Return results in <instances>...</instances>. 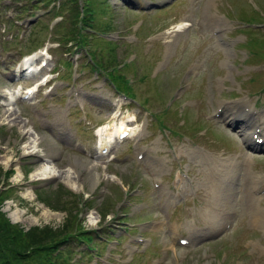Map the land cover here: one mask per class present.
<instances>
[{
  "label": "rangeland",
  "instance_id": "rangeland-1",
  "mask_svg": "<svg viewBox=\"0 0 264 264\" xmlns=\"http://www.w3.org/2000/svg\"><path fill=\"white\" fill-rule=\"evenodd\" d=\"M19 1L11 0L8 5V0H0V28L4 23L10 24L7 30H0V175L3 176L4 170L13 166L11 173L4 179L6 183H9L11 189L5 192V199L0 207L6 216L12 222L20 224L24 229L34 225L59 227L73 213L77 215L79 211H82L81 217L77 219L87 229L102 224L104 219L110 221V225L106 228L105 225L99 227L101 233L102 229L116 228L117 218L121 211L128 210L131 216L127 219L130 221H141L149 217H158L162 220L164 215H168L170 221L175 224L174 233L182 235L188 234L190 226L203 229L207 227L209 216L205 210H209L208 206L211 205L208 203L205 210L204 206H206L208 198H213V194L210 191V196L209 188L203 186L202 182L195 183L197 186L196 193L184 192L185 200L179 202V198L174 197L176 206H173V203L164 205L166 194L163 190L157 192V188H154L151 182L153 178L163 179V175L151 177L152 172L161 174L159 171L161 167L157 169V166L154 167L155 165L151 163L147 165L135 163L134 152H131L129 142L122 141L113 145V151L119 156L118 162L109 161L106 156L96 155L92 126L107 117L112 108L111 98L106 100L91 99V101L85 102L86 111L84 113L89 116L86 124L75 119L81 113L77 110L78 108H75V111L71 109V115H68V126L71 128L72 134L76 135L83 145L90 148L89 155H83L75 149L68 148L66 141L60 143L58 133L51 134L45 131L44 125H50V120L38 122L37 115L30 111L28 103L19 100L13 103L9 100L12 96V89L19 83L15 82L13 77L12 64L18 62L23 53L39 49L44 40L47 41L48 39L50 42L57 40L60 42L54 48L56 43L51 42V58L47 63L48 68L51 67L60 71V75L51 83L54 88L59 90L52 94L53 97L45 96L44 90L35 94L36 105L39 110H45L44 113L51 112L53 110L48 107L52 104L55 106L53 113L56 115L57 110L65 109L66 105L63 106L65 96L62 91L67 89L70 95L66 102L72 101L70 89L75 84H80L92 97L98 95L100 89L112 93V98L115 95L112 92L110 82L100 74L96 77L92 68L80 71V65L85 66L83 57H78L70 65V70L73 72L76 63L78 64L76 81L66 76L69 71H67L68 67L64 65V61L72 56V53L67 51L71 42L65 40V34L68 33L66 30L74 29V26L80 25V22L72 24L68 12L59 11L56 14L53 9L43 15L38 22L34 21L27 26L20 24L22 28L15 27L12 19H10L11 16L8 15L9 13L15 18L24 20L39 8H50L47 0H38L36 3L21 0L25 3V8H17L16 5H20ZM108 1L112 3L113 7L109 4L106 6V2H103L102 5H96L95 11H92L95 18L91 26L99 30H109L110 35L113 36L109 38H113L114 42L106 44L103 42L105 39L102 40L98 37L93 39L96 42L92 46L93 48H99V46L105 48V52H99L96 57L100 58L101 56L110 63H117L122 58H126L131 51L137 52V57L125 65L124 69L127 75L134 78L130 91L136 94L138 99L144 101L151 110L157 111L156 109L165 107L167 99L180 82L183 68L197 53L199 57L191 64L198 67L201 66L202 62L204 63L200 67L199 74L192 77L190 88L163 113L162 118L167 124L190 137L191 140L210 149H224L232 156L231 159L237 157L238 159H234L241 161L242 148L239 138L215 121L206 120L205 114L211 112L223 97L233 95L245 96L249 101L259 100L264 103L262 87V83H264V56L261 57L264 54V29H255L253 32L254 35L260 37L259 40L262 43V47L257 48L259 50L252 47L256 53L255 59L252 60V57H249V61H244L247 55H243L241 52H245V50L243 46L234 44V39L237 37L243 39L245 36L243 34L234 36L235 38H231L226 45L217 44L214 38L210 36L206 26L202 27L200 12L204 10L209 20L217 21V27L222 28L229 24L231 28L239 22L233 16L241 18L239 14L242 12L249 13L255 9L260 16V10L264 11V0H174L164 8L152 9L149 12L131 9L133 6L129 1L141 3L144 0ZM57 3L55 2V4ZM188 12L194 17V24L179 37L182 38L181 43L175 56L170 58L171 64L165 70H160L161 72L156 70L154 67L166 49L169 48L167 51L173 54L176 46L171 48L173 39L171 40L169 35L162 33L168 31L171 25L180 21ZM58 15L61 19L55 22L56 17L53 16ZM138 17H143L144 21L137 30V39L131 38L128 41L126 36L131 35L133 31V25L130 24ZM258 21L263 22L260 18ZM51 23L53 26L50 30L48 26ZM158 33H161L162 36L153 37ZM117 34L120 35L117 36ZM110 47L113 50L109 49ZM106 51H109V55ZM259 51L262 52L258 53ZM73 53L76 54V52ZM134 56L133 52L129 58ZM240 70L244 71L239 72ZM247 75L252 76L251 80H245ZM228 86L232 87L228 89ZM188 100H194V104L185 106L182 111L180 109L176 111V109L181 108V101L186 102ZM41 101L47 105H40L39 102ZM10 112L14 114V118L7 116ZM180 113L183 114L179 115ZM58 115L61 117L59 112ZM141 118H145L146 122L150 120V116L144 117L142 112L136 115V119ZM183 120L184 124L181 123ZM141 123L143 125V122ZM141 123L137 124L141 125ZM202 126L206 129L207 135ZM151 128L154 133L158 132L157 126L152 124ZM49 131L51 132V129ZM35 136L42 137L40 147L33 152H28L30 147H34ZM46 154L53 155V157ZM154 154H156V150H154ZM122 155L126 159H123ZM73 158L84 163L80 167V176L84 185L81 191L83 197L87 196L90 201L77 203L74 193L81 191L71 189L62 180L65 175L63 171L67 168L69 160ZM7 159L8 162H6ZM91 163L95 164L99 171L98 181L94 185L86 180ZM54 164L55 174L37 177V171H40L43 165L49 167V165ZM252 166L264 173V156H254ZM70 169L72 172L73 169L71 167ZM198 170V168L190 169L191 172H198ZM206 173L207 177L208 171ZM109 176L114 178H109ZM42 187L44 188L41 189ZM124 193L127 194V197L121 202V196ZM161 204L164 207H161ZM230 204L233 205V208L237 207L236 213L229 214L232 215L230 219L232 226L221 234L216 241L204 240L192 246H181L172 237L171 232L167 230V225H160L158 230L152 234L146 252L133 255L131 264H150L154 259L158 260L159 264H264V198L259 205V209L262 210L257 212L256 215L259 216L257 219H254L255 215L252 214V211L242 212L243 210L240 205H237V201L230 203L222 200V206L218 207L223 209L225 206L230 209ZM117 206L119 210L113 217L114 212L112 211ZM158 207L160 211H158ZM184 215L185 220L182 221ZM222 216L219 215L214 218L211 215L210 218L214 219L212 224H218ZM181 227H185L187 232H180ZM109 232L112 233V231ZM212 233L214 232H208L205 236L208 237ZM147 234L149 235V233ZM96 239L95 243L98 242L100 249L104 251V244L100 242L101 236ZM247 244L250 245L245 248ZM81 247H83V243L73 241L67 245L63 252L68 254L70 251H76V257H79L78 249ZM127 251L129 252V248ZM82 252L84 253V251ZM154 256L159 257L155 258ZM78 261V264H94L96 257L86 259L84 255ZM99 264L111 263L99 261Z\"/></svg>",
  "mask_w": 264,
  "mask_h": 264
},
{
  "label": "trees",
  "instance_id": "trees-1",
  "mask_svg": "<svg viewBox=\"0 0 264 264\" xmlns=\"http://www.w3.org/2000/svg\"><path fill=\"white\" fill-rule=\"evenodd\" d=\"M28 1L36 3L38 0ZM47 1L49 2L50 0ZM66 1L73 4L68 6L66 3H62L63 8L69 10V17L72 20V24L82 21L83 25H76L74 29L67 30L68 33L65 34V40L76 41L82 44L87 40L84 33L81 32V28L88 23L91 24L88 21V17H90L89 15H93V6L89 5V1L86 0L87 4L83 3L81 10L76 0ZM16 7H23L24 9L25 3L22 1L21 5H16ZM253 14L259 16L254 10ZM244 15L249 19L254 17H250L251 14L248 13ZM258 41L259 39L254 40L253 44L259 46ZM130 90V87L127 85V92L131 94ZM8 174L9 171H6L3 176L0 175V184L2 186L6 185L4 179H6ZM1 185L0 207L6 192V189L1 187ZM74 195L76 202L79 203L80 197L76 193ZM77 218L76 213H73L59 227L34 225L33 227L30 226L24 229L20 224L12 222L0 208V264H69L70 256L66 252H63L66 249V243L73 238H78V240H89L91 238L90 231Z\"/></svg>",
  "mask_w": 264,
  "mask_h": 264
},
{
  "label": "bare ground",
  "instance_id": "bare-ground-1",
  "mask_svg": "<svg viewBox=\"0 0 264 264\" xmlns=\"http://www.w3.org/2000/svg\"><path fill=\"white\" fill-rule=\"evenodd\" d=\"M43 51V50H42ZM42 51H38V53H36L37 55L41 54ZM35 54V52L33 53V55L31 54V56H27L25 57L19 64V67H24V69L26 71H33V70H36L39 66V63L38 64H35V61H36V58H37V55ZM40 61H42V59H40ZM19 87L18 86L16 89H12V96L11 98H9V100H11L13 103H15L16 101V96L19 94L18 90H19ZM33 88L36 89V85H33ZM33 97V94L31 96H29L28 98H32ZM17 108V107H16ZM15 109V108H14ZM19 109V108H17ZM8 112V111H6ZM14 114L12 112H10L7 116H10V118H14L15 116H13ZM237 119L233 120V122H236ZM124 122V121H123ZM121 127V126H120ZM27 129V128H26ZM64 131V129H63ZM99 134V140L102 138L103 136V133H106V134H109V136L107 137V139H111L112 138V132H113V129L112 130H109L108 129V126L107 125H103L100 124L98 127H97V130H96ZM35 134V133H34ZM34 141H35V144L33 145L34 147H30L29 151L28 152H33L35 151L36 148L40 147V143H41V140H42V137H34ZM38 139V140H37ZM103 143V142H102ZM110 151H113V147H111ZM193 152V151H192ZM48 156H52L53 155H50V154H46ZM51 158V157H50ZM52 160V159H51ZM216 161H220L219 159H215ZM9 160L7 159L6 162H8ZM84 163H82L79 159L77 158H73V159H70L69 162H68V166L67 168L63 171L64 172V177L62 178V180L64 181V183L70 187L71 189L73 190H76V191H81V189L83 188V184H82V178L80 176V167L83 166ZM70 167L73 169L72 172H70ZM90 168L89 169V174L87 176V179L90 183H92L93 185L98 181V175H99V171L96 167L95 164L91 163L89 165ZM215 167V166H214ZM240 167H241V161H238V160H235L234 158H229L228 161H225L221 164V170L224 171L225 173H229V176H230V180L233 179V178H236L238 176V173L240 171ZM211 167H208L207 169L210 170ZM209 170H208V173H209ZM249 171V170H248ZM55 164L54 165H43V167H41L40 171H37V177L38 176H41V177H47L49 175H53L55 174ZM61 174V173H60ZM59 175V173H58ZM62 177V176H61ZM109 178H114V177H111L109 176ZM207 186H209L207 184ZM211 191H212V194H213V198L214 200L212 201L213 203H216L218 206H222L221 205V201L224 200L226 201L227 198L230 196V189L231 187H227V185L222 189H219V186H216V182H213V187H211ZM212 198V199H213ZM209 205L212 206L211 203H209ZM218 208V210H212V209H209L206 211V213L211 216L213 215V217H217L219 215H223V214H226V210L227 208L224 206L223 209L222 208ZM254 216V219H257L259 218L258 215H256L257 213L254 212L252 213ZM228 216V215H227ZM222 219L224 222V220L226 219V216H222Z\"/></svg>",
  "mask_w": 264,
  "mask_h": 264
}]
</instances>
